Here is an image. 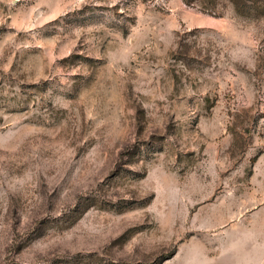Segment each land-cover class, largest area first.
Returning a JSON list of instances; mask_svg holds the SVG:
<instances>
[{"label": "rangeland", "instance_id": "1", "mask_svg": "<svg viewBox=\"0 0 264 264\" xmlns=\"http://www.w3.org/2000/svg\"><path fill=\"white\" fill-rule=\"evenodd\" d=\"M0 264H264V0H0Z\"/></svg>", "mask_w": 264, "mask_h": 264}]
</instances>
